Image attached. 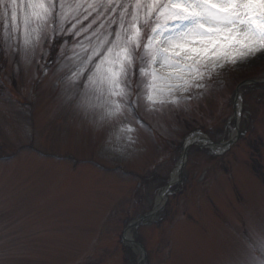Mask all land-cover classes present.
<instances>
[{
  "label": "rangeland",
  "instance_id": "1",
  "mask_svg": "<svg viewBox=\"0 0 264 264\" xmlns=\"http://www.w3.org/2000/svg\"><path fill=\"white\" fill-rule=\"evenodd\" d=\"M10 76L13 67L0 65V264H236L245 255L242 233L264 224V58L226 65L207 82L208 107L224 109L211 140L232 144L187 150L158 211L174 172L160 165L161 147L179 145L198 118L167 138L142 135L122 153L63 110L35 70L15 86ZM144 213L132 240L120 241Z\"/></svg>",
  "mask_w": 264,
  "mask_h": 264
},
{
  "label": "snow or ice",
  "instance_id": "2",
  "mask_svg": "<svg viewBox=\"0 0 264 264\" xmlns=\"http://www.w3.org/2000/svg\"><path fill=\"white\" fill-rule=\"evenodd\" d=\"M258 56L264 0H0V65L13 67L9 80L15 86L35 70L59 106L102 133L107 147L135 151L142 135L167 138L185 118H198L199 129L179 145L161 147L159 163L172 171L187 164L178 149L219 150L211 134L224 109L208 107L207 82ZM242 243L236 264H264V224L242 233Z\"/></svg>",
  "mask_w": 264,
  "mask_h": 264
},
{
  "label": "bare ground",
  "instance_id": "3",
  "mask_svg": "<svg viewBox=\"0 0 264 264\" xmlns=\"http://www.w3.org/2000/svg\"><path fill=\"white\" fill-rule=\"evenodd\" d=\"M238 96V95H237ZM177 171L175 170L174 172H173V174H172V177H171V179H170V181H169V184L170 185H173L175 182H176V180H177ZM166 190H162L160 193H159V195L157 196V199H156V201H155V205H154V210L155 211H158V209H159V207L162 205V202H163V200H164V198H165V195H166ZM132 239V237H131V234H130V232L129 231H127V233H126V241L128 242V241H130Z\"/></svg>",
  "mask_w": 264,
  "mask_h": 264
},
{
  "label": "water",
  "instance_id": "4",
  "mask_svg": "<svg viewBox=\"0 0 264 264\" xmlns=\"http://www.w3.org/2000/svg\"><path fill=\"white\" fill-rule=\"evenodd\" d=\"M145 218H146V217H143V218L137 220V221L134 222L130 227L135 226L136 224H138L140 221H142V220L145 219Z\"/></svg>",
  "mask_w": 264,
  "mask_h": 264
}]
</instances>
